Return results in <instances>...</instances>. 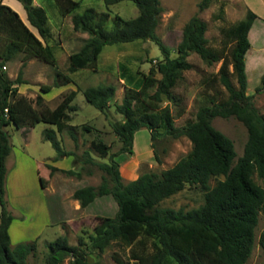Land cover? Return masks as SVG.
Instances as JSON below:
<instances>
[{"label": "trees", "instance_id": "obj_1", "mask_svg": "<svg viewBox=\"0 0 264 264\" xmlns=\"http://www.w3.org/2000/svg\"><path fill=\"white\" fill-rule=\"evenodd\" d=\"M19 1L36 32L16 10L0 0V264H26L28 256L36 250L35 239L14 244L10 241L9 226L14 216L5 198V177L6 157L12 151V143L6 126L13 124L20 128L39 121L55 125V128L43 130L44 137L55 148L53 160L72 155L73 164L80 162L86 173L93 172L92 166L104 172L98 185L86 184L74 189L71 196L79 201L80 207L104 194H111L117 202L114 215L97 216L88 240L80 234L77 243L70 244L67 236L61 234L48 241L44 264H59L66 257H70L69 264H89L90 250L102 252L112 244L130 247V260L113 254L119 264H246L253 249L259 213H264V185L254 179L256 174L264 181V113L255 105L253 94L247 92L245 69V54L250 47L248 31L257 14L247 9L244 18L223 28L224 41L218 48L208 44L207 23L194 14L185 22L177 54L172 56L169 46L156 31L163 10L160 0H131L138 7V14L130 18L119 14L110 18L108 10L98 11L92 6L76 12L73 10L80 0H55L62 14L73 12V29L88 33L80 48L68 56L70 72L97 67L99 53L107 43L150 39L162 54L155 68L136 79L127 74L124 64H119L120 77L128 88L122 101L115 105L123 119L113 122L112 127L121 146L110 153L109 144L92 139V147L100 157L108 155L107 160H97L88 149H84L79 159L74 150L63 148L56 135V131L71 128L67 121L69 112L77 109L72 103L77 90L65 93L53 108L43 103L40 94L35 98L39 105L36 107L29 97L18 92L15 84L26 82L22 67L28 58L36 57L50 64L56 61L54 47L47 42L51 28L46 9L33 0ZM103 1L110 5L122 0ZM212 1L197 0L198 9H205ZM3 35L5 41H1ZM191 51L208 63L221 60L210 81H220L228 95L222 100L209 98L210 103L198 107L195 119L176 125L170 107L161 106L160 102L164 97L178 100L172 88L181 71L191 67L187 59ZM20 52L23 55L21 67L12 79L3 65ZM156 73H160V77H156ZM234 77L237 85L233 83ZM68 81H71L69 74L57 71L53 84H43L41 89L48 91L51 86ZM260 81L264 85V72ZM151 86H154L153 91L148 90ZM261 89L260 85L256 87L258 91ZM115 90L116 86L109 83L90 85L82 92L89 103L103 110ZM231 115L247 128V139L239 156H236L233 140L212 124L215 116ZM83 127L90 129L87 125ZM143 127L150 131L152 139L159 134L185 135L191 140L192 148L161 172H144L124 182L117 156L132 152L134 134ZM70 134L76 138L74 131ZM45 166L49 174L62 172L66 176H82L81 169L74 167L61 168L49 162ZM219 175L223 178L210 186V178ZM186 184H198L205 190L202 204L190 209L159 205ZM147 236L155 238L153 249L143 253L133 245L142 243L143 237ZM259 244L264 250V231L260 234Z\"/></svg>", "mask_w": 264, "mask_h": 264}, {"label": "rangeland", "instance_id": "obj_2", "mask_svg": "<svg viewBox=\"0 0 264 264\" xmlns=\"http://www.w3.org/2000/svg\"><path fill=\"white\" fill-rule=\"evenodd\" d=\"M35 1L46 9L48 24L51 28V35L47 42L54 47L56 61L55 64H50L36 57L28 58L22 67V76L26 82L15 84L18 92L29 97L36 107L39 105L36 104L35 98L40 94L43 97V103L53 108L65 93L77 90L72 100L77 109L69 112L70 118L67 121L71 128L66 127L62 131H56L57 138L63 148L74 150L79 159L84 149H88L97 160H107L108 155L100 157L92 147L91 140L101 139L109 144L108 152L110 153L117 151L121 146V141L112 127L113 122L123 119L115 105L122 101L128 88V84L120 77L119 64H124L128 69L127 74L136 79L141 77L142 73L147 74L150 68L156 67L158 60L162 57L161 51L150 39L107 43L99 53L97 67H84L70 72L68 56L80 48L88 33L74 30L71 21L73 12L62 14L55 0ZM160 1L163 10L159 16L156 31L169 46L172 56L177 54L176 48L181 40L185 22L194 14L206 21L205 35L208 38V44L216 48L220 47L224 41L222 29L244 18L247 9L260 15L261 18L257 19L253 25V28L257 27L259 30L255 32L256 38L252 34L253 43L247 54L246 74L247 92L253 94L255 105L260 112L264 113V85H261L260 81L261 73L264 72V44L262 43L264 0H213L203 10L198 9L197 0ZM88 6L98 11L108 10L110 18H113L115 14L124 18L138 14V7L131 0H122L110 5H106L103 0H80L73 11L82 12ZM31 28L35 31L34 27ZM5 39L3 35L1 41ZM261 48L262 51H259ZM256 52L262 54L263 62L257 68H252L251 62L256 59ZM252 55H254L253 58ZM22 56L21 52L17 53L14 58L6 62L4 70L12 79L16 77L21 67ZM187 59L191 67L181 71L180 78L172 88L178 100L173 101L164 97L160 102L161 106L170 107L176 125L195 119L198 107L201 104L210 103L209 98L222 100L228 95L220 81H210L217 73L221 60L208 63L194 51L190 52ZM57 71L69 74L71 81L61 86H51L48 91L42 90L41 85L53 84ZM155 76L160 77V73H156ZM109 83L114 84L116 90L108 106L103 110L96 108L85 99L82 92L85 87ZM233 83L237 85L235 77ZM259 85L262 86L260 91L256 90ZM148 90L153 91L154 86L149 87ZM181 109L183 111L180 113ZM212 124L233 140L236 156H239L247 139L246 126L233 115L215 116ZM83 125L89 126L90 129H84ZM45 127L55 128V125L39 121L33 126L24 124L20 128H16L13 124L6 126L12 143V151L6 157L5 177V198L8 209L14 216V222L9 227L10 241L14 244L18 241L36 240V250L28 256L26 264H44L48 251L46 243L58 235H66L70 244L77 243L80 234L88 240V234L93 231L97 216H112L117 210L114 197L111 194H104L90 203L86 207V212L81 207L76 209L73 219L77 221L63 220L65 215L71 214L68 212L69 197L62 199L63 193L85 184L98 185L104 172L97 166H92L93 172L88 174L86 168L82 169L80 162L73 164V156L69 155L70 160L64 159L56 166L81 169L80 178L66 176L62 172L49 174L45 163L53 161L56 151L50 140L44 137ZM70 131H74L75 139ZM191 148L192 142L185 135L172 137L159 134L152 139L147 128H140L134 134L132 152L120 153L117 156L123 181L127 182L148 171L159 173L188 154ZM222 178V175L212 176L209 185L213 186ZM254 179L264 185V181L256 174ZM204 192L205 190L198 184H186L182 190L164 198L159 205L185 209L197 207L204 202ZM70 198L73 197L70 196ZM58 220L62 221L55 222ZM262 231H264V213L260 211L254 231L253 249L246 264L264 262V250L259 244ZM154 240L153 236L143 237L142 243L136 242L133 246L140 252H150L153 249ZM129 248H120L117 244H112L102 252L90 250L87 260L89 264H119L113 254L117 253L122 259L128 260ZM69 259L70 257H66L59 264H69Z\"/></svg>", "mask_w": 264, "mask_h": 264}, {"label": "crops", "instance_id": "obj_3", "mask_svg": "<svg viewBox=\"0 0 264 264\" xmlns=\"http://www.w3.org/2000/svg\"><path fill=\"white\" fill-rule=\"evenodd\" d=\"M2 2H4V3H6V4H8L9 6H11L14 10H16L17 12H18V14L20 15V17L22 18V20L31 28V25L29 24V22H28V20L26 19V11H25V9H24V7L22 6V4H21V2L19 1V0H2ZM34 3L35 4H39V3H36V1L34 0ZM257 14V13H256ZM259 18H261L260 17V15L259 14H257V17L254 19V21L252 22V25H251V27H250V29H249V31H248V37H249V40H250V47L248 48V50H247V52H246V54H245V65H246V67H247V54H248V52H249V49L252 47V43H253V39H252V34H253V36H254V38H256V36H257V34L255 33L256 32V30H259V29H257V27H255V28H253V25H254V23H255V21L257 20V19H259ZM254 31V32H253ZM263 36V41H262V43L264 44V34L262 35ZM87 37V36H86ZM77 51V50H76ZM256 51H258V50H256ZM259 51H262V48L259 50ZM253 56L254 55H252V58H253ZM263 62V59H262V54L259 52H256V59H254L252 62H251V65H252V68H257V66L260 64V63H262ZM245 67V69H247ZM262 74V73H261ZM59 86H61V85H59ZM55 87H57V86H55ZM64 159H71L70 157H69V155L68 156H65L64 158H62V159H58V160H53L51 163L52 164H54V165H58L62 160H64ZM55 162V163H54ZM86 185V184H85ZM74 189L75 188H72V189H70L69 191H67L66 193H63V195H62V199H67L68 197H69V201H70V204H68V205H70V207L68 208V212L69 213H71L70 215H65L64 217V219L63 220H66V221H70V222H72V221H77L76 219H73L74 218V211L76 210V209H79L80 208V204H79V201L77 200V199H74V198H70V196L72 195V192L74 191ZM97 198V197H96ZM95 198V199H96ZM94 199V200H95ZM93 200V201H94ZM93 201H91L90 203H92ZM90 203H88L85 207H83L82 208V210H84L85 212H86V207H88V205L90 204ZM64 209H65V207H63ZM14 220V218L12 219V221H11V223H10V226L12 225V223L14 222L13 221ZM60 221H62V220H58V221H55V222H60ZM50 223H52V222H50ZM9 226V227H10ZM10 234V233H9Z\"/></svg>", "mask_w": 264, "mask_h": 264}, {"label": "built area", "instance_id": "obj_4", "mask_svg": "<svg viewBox=\"0 0 264 264\" xmlns=\"http://www.w3.org/2000/svg\"><path fill=\"white\" fill-rule=\"evenodd\" d=\"M3 68H6V66H5V65H3ZM5 110H7V108H5Z\"/></svg>", "mask_w": 264, "mask_h": 264}]
</instances>
